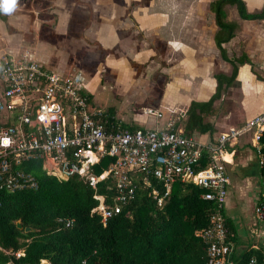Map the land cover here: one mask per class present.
Listing matches in <instances>:
<instances>
[{"label":"crops","instance_id":"1","mask_svg":"<svg viewBox=\"0 0 264 264\" xmlns=\"http://www.w3.org/2000/svg\"><path fill=\"white\" fill-rule=\"evenodd\" d=\"M193 1L19 0L16 10L0 19V60L28 53L51 72L80 75L93 108H99L94 106L93 90L103 81L127 84L136 103L153 99L152 108L161 110L162 118L155 120L144 112L151 107L143 108L142 114L132 109L126 120L116 108L100 109L121 124L142 128L163 127L172 109L185 111L176 124L184 131L191 101L209 100L216 91L215 74L232 72L214 42L218 27L209 9L212 0L203 15L193 13ZM244 2L249 11L264 5V0ZM232 7L235 14L230 15ZM226 12V19L237 21L239 27L222 47L228 58L245 55L249 61L237 65L234 82L206 116L213 131L189 134L203 144L264 109V19H242L235 6L227 5ZM224 159L229 185L223 212L229 241L235 253L248 247L264 249V215L255 211L264 202V170L249 134L230 145Z\"/></svg>","mask_w":264,"mask_h":264},{"label":"built area","instance_id":"2","mask_svg":"<svg viewBox=\"0 0 264 264\" xmlns=\"http://www.w3.org/2000/svg\"><path fill=\"white\" fill-rule=\"evenodd\" d=\"M81 80L45 69L28 53L0 60V193L37 188L34 176L21 167L40 161L46 174L59 180L78 176L90 186L98 200L91 212L106 225L135 197L139 182L151 188L159 207L174 183L193 184L215 205L207 227L197 233L206 244V263L236 264L223 215L229 185L224 154L249 134L264 170V109L203 144L176 125L185 111L172 109L163 127L123 128L107 110L91 107ZM144 112L155 120L163 116L158 109ZM103 158L111 161L97 173ZM106 179L111 193H98L99 182ZM255 211L264 215V202ZM21 254V249L14 253ZM254 262L252 257L248 264ZM36 264L51 263L42 258Z\"/></svg>","mask_w":264,"mask_h":264},{"label":"trees","instance_id":"3","mask_svg":"<svg viewBox=\"0 0 264 264\" xmlns=\"http://www.w3.org/2000/svg\"><path fill=\"white\" fill-rule=\"evenodd\" d=\"M227 5L235 6L242 19H264V5L249 11L244 0L210 1L218 27L214 42L232 72L215 74L216 91L209 100L191 101L183 122L187 135L213 131L206 116L214 112L213 103L223 89L234 82L237 65L249 61L245 55L228 58L222 47L239 27L237 21L226 19ZM0 19L6 20V15L0 13ZM121 125L129 130L142 128ZM110 161L101 159L95 171L100 173ZM21 168L34 176L37 188L0 193V264H36L42 258L51 264H207L206 244L197 233L207 227L215 205L201 197L202 188L176 182L159 207L149 195L151 188L139 182L135 197L103 225L100 216L91 212L98 203L94 190L78 176L59 180L46 174L40 161L25 162ZM109 185L110 179L100 181L98 193H111ZM225 224L228 229L226 218ZM26 227L31 230L25 231ZM229 234L228 229V240ZM20 249L22 254L16 257ZM252 257L254 264H264V249L248 247L235 253L233 248L231 254L236 264H248Z\"/></svg>","mask_w":264,"mask_h":264},{"label":"rangeland","instance_id":"4","mask_svg":"<svg viewBox=\"0 0 264 264\" xmlns=\"http://www.w3.org/2000/svg\"><path fill=\"white\" fill-rule=\"evenodd\" d=\"M208 1L209 0H194L193 2L195 4V6L192 8L193 13L201 14V15L208 13L206 11V4L208 3ZM247 1L249 3L253 2V1H255V3H258L261 0H253V1L247 0ZM187 8L189 9V7H187ZM179 11H182V13L184 12L182 9L181 10L179 9ZM228 13L230 15L235 14L234 8L233 7L229 8ZM209 24H212L211 20H210ZM212 29H213L212 25L208 26L207 35L211 34ZM75 63H77V62H75ZM56 73L62 74V76H67V75H64L63 73H60L58 71H56ZM73 73L74 72H72L69 76L70 77L74 76ZM160 88H159V92L162 93V90L160 91ZM93 93H94V101H95L94 106L95 107H99V108L109 107V108H113V109L116 108V109H118L119 114L125 120L130 119L131 114H132V109L134 110L135 114L136 113L142 114L143 108L155 107V105L153 104V102H154L153 99H152V101L147 100L146 102L136 103L137 102L136 95H132V93H130V91H129V85L124 84V83L116 84L114 82L103 81L102 84H100L99 88H95L93 90ZM149 122H150V120H148V123Z\"/></svg>","mask_w":264,"mask_h":264},{"label":"clouds","instance_id":"5","mask_svg":"<svg viewBox=\"0 0 264 264\" xmlns=\"http://www.w3.org/2000/svg\"><path fill=\"white\" fill-rule=\"evenodd\" d=\"M18 2L19 0H0V13L12 14L16 10Z\"/></svg>","mask_w":264,"mask_h":264},{"label":"water","instance_id":"6","mask_svg":"<svg viewBox=\"0 0 264 264\" xmlns=\"http://www.w3.org/2000/svg\"><path fill=\"white\" fill-rule=\"evenodd\" d=\"M16 226H17L19 229L22 228L21 222H20L19 220L16 222ZM29 230H31V228H29V227H26V228H25V231H29Z\"/></svg>","mask_w":264,"mask_h":264}]
</instances>
